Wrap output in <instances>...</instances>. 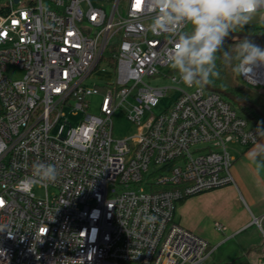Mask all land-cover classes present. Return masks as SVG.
Instances as JSON below:
<instances>
[{
	"label": "built area",
	"instance_id": "built-area-1",
	"mask_svg": "<svg viewBox=\"0 0 264 264\" xmlns=\"http://www.w3.org/2000/svg\"><path fill=\"white\" fill-rule=\"evenodd\" d=\"M150 23L146 0H10L0 9V264L211 257L209 242L176 220L177 204L235 183L229 144H255L264 125L225 95L164 73L178 37L153 35ZM10 66L23 76H9ZM237 73L264 93V67ZM96 75L106 84L87 83ZM170 89L168 109L143 119ZM92 95L101 96L97 113ZM120 111L137 128L121 138ZM38 162L55 165V183L24 182Z\"/></svg>",
	"mask_w": 264,
	"mask_h": 264
},
{
	"label": "clouds",
	"instance_id": "clouds-1",
	"mask_svg": "<svg viewBox=\"0 0 264 264\" xmlns=\"http://www.w3.org/2000/svg\"><path fill=\"white\" fill-rule=\"evenodd\" d=\"M153 35L171 33L178 38L167 57L178 81L189 88L203 89L219 78L217 60L224 61L239 74L264 67V46L244 38L232 50H224L230 33L244 28L257 14L264 16V0H146ZM187 29V31H185ZM256 135H264L258 127ZM255 147V145H254ZM256 155L264 154V144ZM58 170L54 164H33L26 184L55 183Z\"/></svg>",
	"mask_w": 264,
	"mask_h": 264
},
{
	"label": "crops",
	"instance_id": "crops-1",
	"mask_svg": "<svg viewBox=\"0 0 264 264\" xmlns=\"http://www.w3.org/2000/svg\"><path fill=\"white\" fill-rule=\"evenodd\" d=\"M260 144L264 135L249 147L233 144L235 183L191 196L178 209L180 223L214 248V260L206 264H264V154H255ZM217 222L227 229L218 230Z\"/></svg>",
	"mask_w": 264,
	"mask_h": 264
},
{
	"label": "rangeland",
	"instance_id": "rangeland-1",
	"mask_svg": "<svg viewBox=\"0 0 264 264\" xmlns=\"http://www.w3.org/2000/svg\"><path fill=\"white\" fill-rule=\"evenodd\" d=\"M9 1L10 0H0V9L4 6H8ZM251 28L252 29H264V19L260 20L259 22L254 23V24L248 23L247 25L244 26V28L237 29L235 32H245ZM232 33H234V32H232ZM232 33H230V36ZM235 39L240 40L238 38H235ZM257 44L264 46V40L258 41ZM102 66H105V65L102 64ZM170 69H171V67L168 66L167 68L163 69L162 71L164 73H167L168 70H170ZM173 72L176 73L174 70H173ZM8 74L12 78H18V77L23 76V71L14 67V66H10L8 69ZM145 81L148 83H151L152 85H173V82L171 81V79L169 77H167V78L166 77L165 78L164 77H162V78L147 77L145 79ZM87 83L90 85H92V84L104 85V84H106V77L103 75H96V76H93V77L87 79ZM175 97H176L175 90L170 89L169 94L167 96L163 97V99L160 101V103L156 107H154L151 111L147 112L143 119H145L150 114L159 115V114L163 113L164 111H166L168 109L169 105L172 104ZM89 99L91 101L90 111L97 113L99 111L98 107H99V104L101 101V96L100 95H92ZM235 106L238 108L239 112L242 113L239 106L237 104H235ZM72 119L74 120L75 123H77L79 117H73L72 116ZM114 125H115V136L119 137V138L131 135L137 131L136 126L132 122L129 121V119L127 118L126 113L124 111H120L119 113L116 114V116L114 117ZM237 146H239V145H237ZM198 147H200V146H196L195 148H198ZM233 147H234V145L229 144L230 149ZM152 167H151V170H153ZM147 177H148V174H145V178H147ZM144 188L146 190H149V187H147L146 185H144ZM51 192H52V190H51ZM36 193L39 196H44V189L37 188ZM185 203H186V200L184 203L180 202L177 204L176 220L179 223H180V221H179L180 217L179 216L184 218V215L182 214V211L180 213V210H178V209H180V207L182 205H184ZM194 233L198 234L196 232H194ZM213 260H214L213 257L212 258L210 257L209 261H213ZM217 262H218V260H216V263ZM125 264H139V263H137V262H126Z\"/></svg>",
	"mask_w": 264,
	"mask_h": 264
},
{
	"label": "trees",
	"instance_id": "trees-1",
	"mask_svg": "<svg viewBox=\"0 0 264 264\" xmlns=\"http://www.w3.org/2000/svg\"><path fill=\"white\" fill-rule=\"evenodd\" d=\"M249 34H263L264 29H249L245 31ZM243 39L236 40L230 35L225 39L224 50H232L237 43ZM264 40V39H263ZM257 43L260 40H252ZM221 58L217 60V67L219 70V78L215 79L214 84L210 85L215 89H221L227 92L236 94L242 98L247 99L250 103H254L258 108L264 113V93H260L250 86L242 83L238 77L237 70L231 64L224 61L222 57V52L218 53ZM243 114L251 118L257 124L264 125V116L261 115L257 110L251 106L239 104L238 105ZM164 189V187H160ZM188 198V197H187ZM185 198L184 200H186ZM182 200L181 202H183Z\"/></svg>",
	"mask_w": 264,
	"mask_h": 264
},
{
	"label": "water",
	"instance_id": "water-1",
	"mask_svg": "<svg viewBox=\"0 0 264 264\" xmlns=\"http://www.w3.org/2000/svg\"><path fill=\"white\" fill-rule=\"evenodd\" d=\"M16 2H18L19 0H15ZM261 20V17L259 16V14H257V16L249 22V24H254L256 22H259ZM232 37L234 38H249L251 40H263L264 39V33L263 34H249L247 32H234L231 34ZM207 88L209 90L212 91H216L219 92L223 95H225L226 97H228L233 103L239 105V104H244V105H248L251 106L252 108H254L255 110H257L261 115L264 116V113L258 108V106L254 103H250L247 99L242 98L236 94H233L231 92H227L221 89H215L213 87H211L210 85L207 86Z\"/></svg>",
	"mask_w": 264,
	"mask_h": 264
}]
</instances>
